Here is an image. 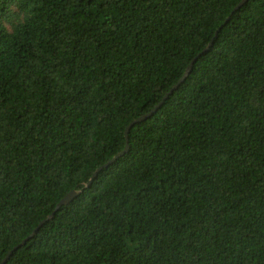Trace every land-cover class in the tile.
<instances>
[{
    "label": "trees",
    "instance_id": "1",
    "mask_svg": "<svg viewBox=\"0 0 264 264\" xmlns=\"http://www.w3.org/2000/svg\"><path fill=\"white\" fill-rule=\"evenodd\" d=\"M238 2L0 0V261L78 190L4 264H264V0Z\"/></svg>",
    "mask_w": 264,
    "mask_h": 264
},
{
    "label": "water",
    "instance_id": "2",
    "mask_svg": "<svg viewBox=\"0 0 264 264\" xmlns=\"http://www.w3.org/2000/svg\"><path fill=\"white\" fill-rule=\"evenodd\" d=\"M247 0H240V2H238L234 8L232 9L231 13L233 11H235L236 9H238L240 6H242ZM212 44V39L209 41L208 45L201 51L198 53V55H200L201 53L207 51L210 46ZM196 55L188 64L186 71L184 72V74L182 75V77L178 80V82L176 84H174L161 98V100L153 107L151 108L148 112L140 115L139 117L133 119L132 121H130L124 131L125 134V146L124 148L119 151L118 153H116L112 158H110L108 161H106L105 163H103L102 165H100L99 167H97L95 169V171L92 173V175L90 176L88 182L86 183V185H89L91 183V181L94 179V177L97 175V173L107 167L109 164H111L112 162H114L119 156L123 155L127 150H128V132L130 130V128L135 124L138 123L142 120H145L146 118H148L149 116H151L154 112H156V110L163 104V102L167 99V97L178 87V85L184 80V78L188 75L193 62L195 61V59L197 58ZM79 193L78 190H70L69 192H67L55 205L54 209L52 210V212L50 214H48L43 220H41L36 226L35 228L32 230V232L26 236L24 239H22L18 244H16L11 250H9L6 255L4 256V258L0 261V264H4L6 262V260L9 258V256L13 253L14 250H16L17 248H19L21 245H23L30 237L33 236V234L38 230V228L49 218H51L54 213L59 209V207L63 204H66L68 202H70L77 194Z\"/></svg>",
    "mask_w": 264,
    "mask_h": 264
}]
</instances>
